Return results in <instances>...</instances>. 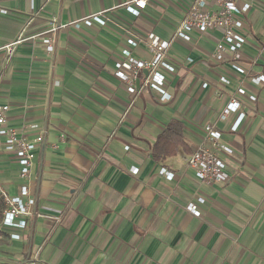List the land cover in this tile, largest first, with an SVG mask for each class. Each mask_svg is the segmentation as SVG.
I'll return each instance as SVG.
<instances>
[{
  "label": "crops",
  "instance_id": "0c3cea01",
  "mask_svg": "<svg viewBox=\"0 0 264 264\" xmlns=\"http://www.w3.org/2000/svg\"><path fill=\"white\" fill-rule=\"evenodd\" d=\"M124 1L0 0V47L13 44L9 55L0 50V104L9 107L8 125L29 140L42 136L26 179L16 159L0 152V264H264V83L252 80L264 75V2L246 0L245 74L213 56L212 37L192 31L166 53L174 70L157 68L168 95L162 99L143 69L130 94L115 63L126 51L149 60L146 43L130 46L127 38L169 40L192 0H151L137 17ZM101 11L109 18L103 26L69 25ZM53 23L66 25L50 32ZM43 34L52 38L51 52ZM233 96L240 108L219 119ZM238 112L244 118L231 131ZM172 118L190 151L204 125L220 130L226 182L196 180L182 147L153 158ZM23 184L35 215L25 228H5L2 193L16 195ZM199 196L205 201L195 216L185 207Z\"/></svg>",
  "mask_w": 264,
  "mask_h": 264
},
{
  "label": "built area",
  "instance_id": "2783aa9c",
  "mask_svg": "<svg viewBox=\"0 0 264 264\" xmlns=\"http://www.w3.org/2000/svg\"><path fill=\"white\" fill-rule=\"evenodd\" d=\"M150 1L125 0L121 6L134 17H137L148 6ZM262 1L264 2V0ZM250 7V3L246 0H192L169 40H160L152 33L148 34L145 39L131 34L132 37L127 38L128 44L135 46L139 42H144L152 56L149 60H139L126 51L124 53L125 59L115 63V75L128 84L126 89L130 94H135L138 92L133 86L135 74L142 69L146 70L145 84L158 91L162 95V99L165 97L167 99L168 95L162 88L164 75L157 68L162 67L166 71L174 70L173 65L166 61V53L175 40L190 41L192 31L212 37L214 40L213 56L218 61H228L237 73L245 74V69L240 61V50L245 44L248 34L244 19ZM108 19L105 11H101L73 20L69 25L76 29L81 26L100 27L105 25ZM65 25L53 23L50 32ZM213 33H216L217 36L213 35ZM47 35L43 34L42 41L46 50L51 52L53 50L52 38ZM12 46L13 44L2 48L9 55L13 50ZM2 48L0 47V50ZM226 52L229 57H225ZM188 60L190 59L188 58ZM252 80L257 84H263L264 75H258ZM220 81L224 84L228 83L227 78L223 76L220 77ZM236 93L248 98L250 101H255V96L247 95L243 87H238ZM239 108L240 100L235 96L230 97L229 101L221 108L218 118L224 120L230 113L236 112ZM8 110V105L0 104V152L12 155V158L16 159L20 166L19 176L26 179L29 177L34 163L35 151L42 142V136L38 135L29 140L18 129L8 125L6 118ZM243 118L244 113L238 112L230 130L236 131ZM220 138L221 132L214 124L204 125L200 141L194 145L186 158V167L192 172L195 179L208 185L224 183L230 178L225 168V163L218 153ZM131 170L134 172L135 168ZM159 173L168 180L174 177V173L164 167L159 168ZM2 196L4 201L1 218L2 226L8 229L25 228L27 219L35 215V202L34 198L30 196L28 185H21L16 195L10 196L2 193ZM23 197H27L26 200ZM196 200V203L190 202L185 208L189 213L199 216L200 209L198 204L204 203L205 199L199 196ZM13 235L18 236L17 234H12L11 236Z\"/></svg>",
  "mask_w": 264,
  "mask_h": 264
},
{
  "label": "trees",
  "instance_id": "16d2710c",
  "mask_svg": "<svg viewBox=\"0 0 264 264\" xmlns=\"http://www.w3.org/2000/svg\"><path fill=\"white\" fill-rule=\"evenodd\" d=\"M179 147H182L185 153L190 154L191 151L182 133V123L172 118L166 128L157 136L152 146V156L157 160L164 159L176 154Z\"/></svg>",
  "mask_w": 264,
  "mask_h": 264
},
{
  "label": "water",
  "instance_id": "95a60500",
  "mask_svg": "<svg viewBox=\"0 0 264 264\" xmlns=\"http://www.w3.org/2000/svg\"><path fill=\"white\" fill-rule=\"evenodd\" d=\"M143 73H144L145 76L147 75V71L146 70H143ZM138 85H139V79H136V86H138Z\"/></svg>",
  "mask_w": 264,
  "mask_h": 264
},
{
  "label": "rangeland",
  "instance_id": "374dc122",
  "mask_svg": "<svg viewBox=\"0 0 264 264\" xmlns=\"http://www.w3.org/2000/svg\"><path fill=\"white\" fill-rule=\"evenodd\" d=\"M1 205H2V204L0 203V209H1ZM0 217H1V211H0Z\"/></svg>",
  "mask_w": 264,
  "mask_h": 264
}]
</instances>
